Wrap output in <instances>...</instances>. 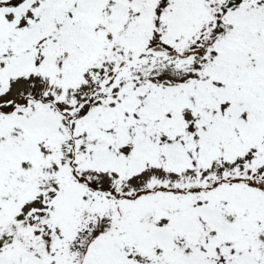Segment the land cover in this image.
Listing matches in <instances>:
<instances>
[{
    "label": "snow or ice",
    "instance_id": "snow-or-ice-1",
    "mask_svg": "<svg viewBox=\"0 0 264 264\" xmlns=\"http://www.w3.org/2000/svg\"><path fill=\"white\" fill-rule=\"evenodd\" d=\"M0 264H264V0H0Z\"/></svg>",
    "mask_w": 264,
    "mask_h": 264
}]
</instances>
